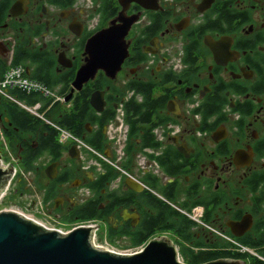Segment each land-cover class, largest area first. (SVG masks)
Here are the masks:
<instances>
[{"label": "flooded vegetation", "instance_id": "af4514ba", "mask_svg": "<svg viewBox=\"0 0 264 264\" xmlns=\"http://www.w3.org/2000/svg\"><path fill=\"white\" fill-rule=\"evenodd\" d=\"M14 1L4 8L0 32L13 34L10 62L22 49L32 57L31 63L21 64L35 80L30 75L42 64H49L54 75L73 70L74 78L86 56V39L116 19L123 6L126 15H137L114 77L98 70L67 100L73 78L63 93L61 84L49 88L37 80L50 91L29 92L49 99L43 108L37 101L43 118L0 96V159L2 166L13 165L15 176L30 174L32 188L41 196L30 197L29 206L39 202L61 221L92 220L107 235L112 231L109 240L130 241L140 232L145 243L165 236L179 248L184 264L227 257L242 264L253 258L264 261V243L258 242L264 240V0H142L156 8L135 1L88 0L92 13L77 7L78 0H64L65 6L61 0H24V11L11 16L8 8ZM0 43L3 69L9 49ZM59 57L69 65L63 66ZM126 86L125 98L140 100L137 88L148 86V96L160 98L151 115L154 144L139 137L142 131L128 137L126 123L125 146L127 140L133 142L118 157L107 133L112 119L103 126L88 121L80 135L98 154L58 140L49 111L65 102L55 117L62 115L88 88L85 98L98 115L117 107V90ZM95 90L102 91L100 111L90 104ZM19 91L9 89L16 100L35 103L18 97ZM21 109L31 114L27 127L17 123ZM205 111L210 114L200 128ZM72 144L75 156L68 150ZM89 159L95 164H88ZM28 161L32 167L26 169ZM126 177L141 190L127 187ZM22 179L17 180L21 186ZM79 214L88 219L77 218ZM193 254H198L195 262Z\"/></svg>", "mask_w": 264, "mask_h": 264}, {"label": "water", "instance_id": "95a60500", "mask_svg": "<svg viewBox=\"0 0 264 264\" xmlns=\"http://www.w3.org/2000/svg\"><path fill=\"white\" fill-rule=\"evenodd\" d=\"M129 1H135L145 8H156L153 2L148 4L142 0L119 2L127 5ZM125 7L108 26L95 31L86 39L84 62L77 68L65 100L74 90H79L83 83L93 78L98 70L108 77H114L119 70L127 54L125 36L137 19L136 14L126 15ZM23 11L24 0H15L8 8L11 16ZM62 55L65 59V55ZM58 61L63 66L69 65L60 57ZM103 103L102 91L91 93L90 104L96 110H102ZM74 147L72 144L68 149L71 156L76 155ZM14 178L12 164L0 165V203ZM124 183L130 189L141 190V185L129 177L125 178ZM93 229L91 226H77L61 233L14 210H0V264H184L181 263L179 248L165 236L148 240L139 251L119 253L95 246L92 242ZM197 264H242V261L227 257Z\"/></svg>", "mask_w": 264, "mask_h": 264}, {"label": "trees", "instance_id": "16d2710c", "mask_svg": "<svg viewBox=\"0 0 264 264\" xmlns=\"http://www.w3.org/2000/svg\"><path fill=\"white\" fill-rule=\"evenodd\" d=\"M7 4H8V0H4V1L0 2V22H1L2 17H3L4 8L7 7ZM59 4L61 6H65L66 1L61 0V2H59ZM22 51H23L22 54H19V51L18 52L16 51L13 53V57L11 60L12 64L23 63L26 65L27 63L32 62L28 59V58H30L31 60H33L32 57H30L28 54H26L24 49H22ZM73 72H74L73 70H69V71H66L64 74L62 73L60 75H54L50 71L49 64H42V65L37 66L35 68V70L31 73L30 76H32L33 78H36L37 80L43 82L49 88H53L54 86L61 84L62 87L60 88L59 92L63 93L64 90L68 87L69 82L73 78ZM126 88H127V86L124 87V89H122V90H117V92H118L117 98H114V100L117 101V105L119 102H122V107H123V112H124L123 118H124L125 123H127L129 126L128 137H132L131 136L132 134L138 135L142 131V133L140 134L139 137L142 140L146 141V143L154 144V142L152 141L151 135L149 133L151 127L154 125V123H152V120H151V115H152L153 109H155L156 107L159 106L160 98L153 99V98L148 96V91H149L150 86H148V88L145 91L137 88V91L141 94L140 100H136L135 97L125 98ZM88 91H89V89L85 88L82 92V97L80 99L78 97L79 94H77L74 101L71 103L70 109L68 111H65L62 115L56 116L55 118H53L51 122H54L55 124L69 130L72 134H74L80 138V135L82 134V132L85 129V124L88 121H90V122L96 121V122H98V124L100 126H103L110 119H113L115 117V114H116V108L114 109L112 106H110L108 109H106L105 111H103L101 114H98V115H95L96 113L93 112L92 110H90L89 103H88L87 99L85 98V96H87L86 94L88 93ZM17 95H18V97H20L22 99L25 98L26 100H29L30 103L41 101L43 103L42 108L45 107L46 104L49 102V99L42 96L41 93H39V92H33L30 94L29 93L27 94L24 91H19L17 93ZM56 106H57V104L54 105V107H56ZM8 109H11V108H8ZM19 113L20 114L16 113V116H18V119H20L21 121L19 120V122H17L16 120H18V119L14 118L13 119L14 122L15 123L17 122L20 126H23V125H24V127L29 126L30 125V124H28L30 122L29 115L31 116V114H29L28 112H26L22 109L20 110ZM209 114H210V111H207V112L205 111L204 113H202V125L200 128H205V127H203L204 126V117L208 116ZM37 119H38V121H41V119H39V118H37ZM145 123H151V125L149 127H146V125H143ZM52 130H53L54 134L57 135L56 130L53 127H52ZM143 132H144V134H143ZM88 142H89V144H92V145L94 144V143L90 142V140ZM132 142H133V139H131V141L127 140V144L125 146V151L130 150V147H131L130 144ZM25 165H26V169H29L32 167V164L30 161L26 162ZM44 199H46V198H44ZM75 213H77V214L80 213V209L79 208L76 209ZM77 218L88 219V217H83L80 214L78 215ZM110 233H112V231ZM110 233H109V235H110ZM109 235H108V237H109ZM145 236L146 235H143V234L141 235V232L139 233V235H132L128 244H130L132 246H137L140 244L143 245L147 239ZM109 239H111V238H109ZM258 242L264 243V240H261ZM244 243H246V242H244ZM190 254H191V252H190ZM221 254H232L234 257L241 256V254L238 251H235V252L221 251ZM196 255H198V254H193V256H192L193 262H195L197 260ZM249 264H264V261L260 260L258 258H253Z\"/></svg>", "mask_w": 264, "mask_h": 264}, {"label": "built area", "instance_id": "2783aa9c", "mask_svg": "<svg viewBox=\"0 0 264 264\" xmlns=\"http://www.w3.org/2000/svg\"><path fill=\"white\" fill-rule=\"evenodd\" d=\"M9 62L8 64L5 65V67L2 69L0 72V96H3L7 99L13 100L17 102L20 106L28 110L29 112L35 114L36 116L43 118L40 113H38V106L39 103L35 102L34 104L27 105L22 101H18L14 98V96L9 92V89H19L21 91H24L26 93H29L31 91H39L42 94H50V91L39 81L30 78L28 75L25 74V67L23 64H12L10 62V56L12 52V46L9 49ZM124 112H123V107H122V102H119L117 107H116V114L115 117L109 122L108 125V137L113 140V144L115 146V151L119 156L123 154L124 151V146H125V141L127 138V124L124 121ZM119 118V120H118ZM54 128L57 131V138L60 142H63L65 140H70L72 143L76 144L77 146L84 147L86 150H88L91 153L98 154L92 147L86 145L78 136L72 134L69 130L52 123ZM156 135L160 136L159 131L156 129L155 130ZM2 138L1 132H0V139ZM92 164H95L93 161ZM0 165H2V161L0 159ZM38 205L40 208H43L39 202ZM6 210V209H5ZM11 210V209H10ZM44 212V208L42 209ZM16 211V210H14ZM21 213L22 215L34 220L35 222L43 225L46 228H51V229H57L61 233H65L68 230H62L61 228L57 227H49L45 225L42 221H39L35 219L34 217L25 215L21 211H16ZM44 214L47 217H50L48 214L44 212ZM77 226H91L93 227V235H92V242L95 246L103 249H107L113 252H119V253H133L141 249H135V250H129V249H123L120 248L118 249L119 242L118 240L114 241H109L108 239H104L103 242L100 241V239L97 238V232H98V226L92 221V220H86V221H80V223H77L73 225V227ZM70 228V229H71ZM100 232L101 229H100ZM100 241V242H99ZM129 248V247H126Z\"/></svg>", "mask_w": 264, "mask_h": 264}, {"label": "rangeland", "instance_id": "374dc122", "mask_svg": "<svg viewBox=\"0 0 264 264\" xmlns=\"http://www.w3.org/2000/svg\"><path fill=\"white\" fill-rule=\"evenodd\" d=\"M91 3H89L88 0H78V2L76 3L77 7H81L84 8L86 11H89L90 13H92V8H91ZM95 22V18L88 21V23L91 25ZM12 35L11 32H9L8 30H5L4 33L0 32V42H3V44H5L8 49L11 48L12 44H13V39H12ZM7 58H6V64H8L9 62V52H7ZM119 81V84H122L123 80L122 78ZM67 107V104L65 102H61L60 105H58V107L55 108V110L53 111H49V115L48 119L50 121H52L53 118H55V115H57L58 113H60V111ZM119 120V118H118ZM12 155V154H11ZM138 158V157H137ZM93 159H89L88 164H92L93 163ZM21 180V185H19L17 183V180L19 178H22ZM30 174L25 173V175L23 176L22 174H16L14 180L12 181V183L9 185L6 194L4 195V197L2 198V201L0 203V210H16V211H21L22 213H24L25 215H28L31 217H34L35 219L42 221L45 225L49 226V227H57V228H61L62 230H68L70 229L73 225L80 223L79 220H75V221H61V219L58 218L57 215H55L54 213H47V209L44 208V212L46 214H48L50 217H47L44 212H43V208H40L38 204H36L33 207H30L28 202L30 197H34V198H40L41 196V192L38 191L37 189H33L32 187H34L33 182L30 179ZM15 189H18V191H15ZM23 191V194L20 195L19 191ZM38 202V200H37ZM83 221V220H82ZM99 226H98V232H97V238L100 239L101 242H103L104 239H108V235L106 234V230L105 227L102 228V232H100ZM172 238L175 240V237L172 236ZM118 240L117 242H119L118 245V249L123 248V249H129V250H135L140 248V245L137 246H132L129 243L128 240L122 238V239H116ZM99 241V242H100ZM129 247V248H126Z\"/></svg>", "mask_w": 264, "mask_h": 264}, {"label": "crops", "instance_id": "0c3cea01", "mask_svg": "<svg viewBox=\"0 0 264 264\" xmlns=\"http://www.w3.org/2000/svg\"><path fill=\"white\" fill-rule=\"evenodd\" d=\"M1 71H2V69H0V72H1ZM92 158H93V157H92ZM108 240H109V239H108ZM109 241H114V240H109ZM144 244H145V243H144ZM144 244H143V245H144ZM143 245H141V246L143 247Z\"/></svg>", "mask_w": 264, "mask_h": 264}, {"label": "bare ground", "instance_id": "6f19581e", "mask_svg": "<svg viewBox=\"0 0 264 264\" xmlns=\"http://www.w3.org/2000/svg\"><path fill=\"white\" fill-rule=\"evenodd\" d=\"M141 248H142V246H141ZM139 251V250H138Z\"/></svg>", "mask_w": 264, "mask_h": 264}]
</instances>
